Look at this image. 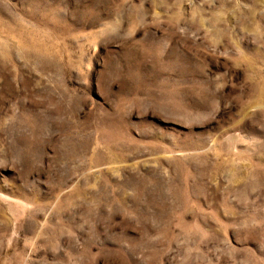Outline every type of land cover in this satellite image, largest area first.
<instances>
[{"label":"rangeland","instance_id":"374dc122","mask_svg":"<svg viewBox=\"0 0 264 264\" xmlns=\"http://www.w3.org/2000/svg\"><path fill=\"white\" fill-rule=\"evenodd\" d=\"M0 264H264V0H0Z\"/></svg>","mask_w":264,"mask_h":264}]
</instances>
